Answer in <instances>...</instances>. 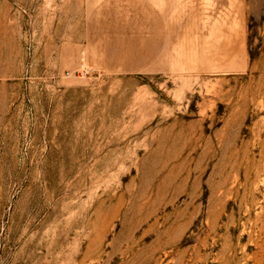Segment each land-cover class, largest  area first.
Wrapping results in <instances>:
<instances>
[{
    "label": "rangeland",
    "instance_id": "1",
    "mask_svg": "<svg viewBox=\"0 0 264 264\" xmlns=\"http://www.w3.org/2000/svg\"><path fill=\"white\" fill-rule=\"evenodd\" d=\"M0 264H264V0H0Z\"/></svg>",
    "mask_w": 264,
    "mask_h": 264
}]
</instances>
